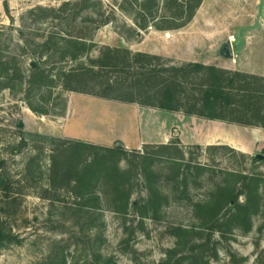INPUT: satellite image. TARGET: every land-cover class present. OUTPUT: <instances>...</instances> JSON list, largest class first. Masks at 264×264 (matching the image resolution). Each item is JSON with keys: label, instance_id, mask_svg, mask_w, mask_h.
I'll use <instances>...</instances> for the list:
<instances>
[{"label": "rangeland", "instance_id": "obj_1", "mask_svg": "<svg viewBox=\"0 0 264 264\" xmlns=\"http://www.w3.org/2000/svg\"><path fill=\"white\" fill-rule=\"evenodd\" d=\"M137 1L0 0V57L10 67V80L0 79V172L10 184L8 195L0 190V233L5 238L0 264H264V160L256 158L264 156V148L259 141L247 153L207 151L180 143L185 162L179 181L173 161L161 159L151 164L149 179L143 166L131 169L123 161L121 168L131 172L126 212L115 210V189L102 181L94 189L100 204L78 196L69 174V167L76 164L69 152L62 151L61 142L120 146L118 140L110 147L93 142L108 134L102 114H109L114 131L118 126L123 131L119 123L124 119L119 112L123 102L66 91L62 74L81 65L92 67L91 61L101 60L107 49L153 52L163 58L162 62L132 63L130 70L123 65L125 61L118 68L95 67L100 77H85L79 86L85 92L119 97L132 87L130 77L125 81L127 72L138 78L151 64L173 68L189 63L175 59V54L215 66L221 62L215 55L222 44L228 40L235 44L246 37V27L252 23L264 24V0H205L182 30H142ZM164 15L168 12L161 9L158 16ZM75 44H83L77 62L72 60L78 53ZM91 46L94 48L87 52ZM36 69L55 84L32 87ZM71 85L78 88L75 81ZM69 104L74 106L75 125L83 129L87 141L69 131L64 118ZM29 105L39 110L38 115ZM130 108L134 110L127 106V114L132 119L136 114ZM152 114L157 118L151 126L161 133L164 115L169 114ZM143 128V139L154 136L147 130L148 124ZM176 134L172 142H179ZM154 142L148 144L152 149L161 144L160 140ZM88 153L83 152L84 163L89 162ZM135 156L129 155L128 161L138 164ZM252 177L261 183L258 208L252 212L248 231L228 222L233 203L211 216L204 214L203 209L216 204L215 199L226 189H235L239 203H244V178ZM152 192L160 193L159 211L143 212L155 194Z\"/></svg>", "mask_w": 264, "mask_h": 264}, {"label": "trees", "instance_id": "obj_2", "mask_svg": "<svg viewBox=\"0 0 264 264\" xmlns=\"http://www.w3.org/2000/svg\"><path fill=\"white\" fill-rule=\"evenodd\" d=\"M205 0H140L137 1L139 6V28L148 30L154 27L157 31H178L187 27L194 19L196 13L202 6ZM5 8L8 11L7 4ZM161 9L168 12V15L159 17ZM150 19V20H147ZM110 24L106 22L105 25ZM94 45V44H92ZM78 52L72 57V60L77 62L82 51L83 44H75L73 46ZM94 46L88 48L91 51ZM99 61H91L92 67L84 68L82 65L71 71L69 74H62L63 89L66 91L91 94L97 97L116 100L127 104H137L146 108H153L160 111L182 112L187 116H196L209 121H220L225 123L238 124L245 127H259L264 129V78L250 75L241 72H233L217 68L215 66H206L200 63H186L173 68H164L162 66H146L142 73L137 78L136 74L127 72L128 77L132 80V87L126 93L119 97L111 95L93 94L85 92L79 88L80 84L85 81V77H100L95 73V67L106 68L119 67L121 61H125L123 65L128 69H133L132 63L146 60L149 64L151 61L162 62L163 58L149 54L136 53L129 51L107 49ZM124 53V54H123ZM122 54V56H121ZM139 64V62L137 63ZM147 64V65H148ZM166 67V66H165ZM37 72L30 80L31 86H36L38 83L43 88L52 87L53 81L45 75L41 70ZM35 70V71H36ZM10 67L0 57V79L7 83L10 80ZM20 81L23 77L19 76ZM75 81L78 88H74L71 83ZM4 83H2L3 85ZM21 85V84H20ZM5 88V86H2ZM112 91V89H110ZM31 111L38 115L39 110L34 106L29 105ZM64 146L61 148L63 152H69L73 160L69 167V174L72 175L73 184L78 190V196L81 199L92 201L99 204L100 197L95 192L96 183L102 181L109 184L110 188H114L117 195L118 205L115 210L118 212H126L130 206L131 192L129 191L130 170L121 168L123 161L131 164L136 168V165H141L145 169V177L148 179L150 175V165L157 160L173 161L178 168V181L182 175L181 170L185 162V153L181 148L180 142H171L168 145L151 146L146 145L142 151L129 152L124 145L117 143L114 148H102L93 144L84 142H61ZM149 149L152 152H149ZM233 150L229 147H208L206 150ZM83 152L88 153L89 162L84 163L81 159ZM142 152V154H141ZM136 155L140 161L135 164L134 161H128L129 155ZM53 167L57 170V160L54 159ZM203 168L201 167V171ZM261 180L252 177L251 179L244 178V194L246 200L244 203H239V195L235 193V189H226L219 194L216 204L211 208L203 209L205 215L211 216L213 212H217L221 207L231 205L233 203V211L229 214L228 222L233 224V227H244L249 230L251 227L252 212L258 208L259 187ZM0 190L6 195L9 194L10 184L7 178L0 172ZM152 190V189H151ZM153 191V190H152ZM155 193L153 198L143 207V212H149L153 209L159 211L161 201L159 194ZM77 196V197H78ZM94 197V198H93ZM119 202V204H118ZM87 205V204H86ZM135 207L138 209L139 204ZM5 238L0 233V250L5 247Z\"/></svg>", "mask_w": 264, "mask_h": 264}, {"label": "crops", "instance_id": "obj_3", "mask_svg": "<svg viewBox=\"0 0 264 264\" xmlns=\"http://www.w3.org/2000/svg\"><path fill=\"white\" fill-rule=\"evenodd\" d=\"M259 25L260 26H256V24L252 23L247 26L246 37L233 44L236 47L233 60H222L215 56L217 60L221 61L214 64L215 67L264 78V24ZM252 30L255 31L253 32ZM239 36L241 37L239 34L235 35V37ZM147 54L156 55V53L153 52ZM184 57V55H174V58L177 60L197 63L195 59H184ZM200 64L209 66V64L207 65L205 63ZM127 106L133 107V111L136 114L135 117L132 116V119L131 116L127 114ZM119 107V112H121V116L124 117V119H122L123 122H119L120 125H122L123 131L121 132V130H119V126L118 129L116 128L117 130L114 131V125L108 120L109 114H102L100 117L104 120L103 124L105 123V128L107 129L108 134L107 136H104L102 140L97 138L93 143L110 147L112 145L111 142L118 140L127 150L132 149L142 151L144 146L149 143H155L154 141L157 142L160 140L161 144L159 145L170 144L173 140V134L177 133L176 136H178L179 142L184 146L198 145L200 147H205V149L208 147L225 146L247 153L251 148H254V144H258L259 141L260 146L264 148V129L259 127H253L255 130L252 129L251 131H247L243 129L246 128L245 126L220 121H209L196 116H187L182 112L160 111L153 108L142 107L137 104L127 103H122V106ZM128 111L133 112L131 108ZM152 112L169 114L167 117L164 115L162 121L164 131L161 133H158V129L151 126L157 118L154 114L151 115ZM65 114L64 118L68 121L69 131H71L73 135L77 132V134L80 135L78 136L79 139L87 141L88 139L86 136H83V129L81 131V129L79 130L81 127L75 125L77 124V118L75 116L74 106L69 104ZM134 120L136 121L135 125L133 123ZM146 124L149 125L147 130H149V133H154V136L150 135L147 139H143L141 133ZM77 128L78 131L76 130Z\"/></svg>", "mask_w": 264, "mask_h": 264}, {"label": "water", "instance_id": "obj_4", "mask_svg": "<svg viewBox=\"0 0 264 264\" xmlns=\"http://www.w3.org/2000/svg\"><path fill=\"white\" fill-rule=\"evenodd\" d=\"M235 51L236 47L232 44L230 40H228L226 43L222 44V46L217 50L215 56L221 58L222 60H233L235 56ZM256 158L258 160H264L263 155H257Z\"/></svg>", "mask_w": 264, "mask_h": 264}]
</instances>
